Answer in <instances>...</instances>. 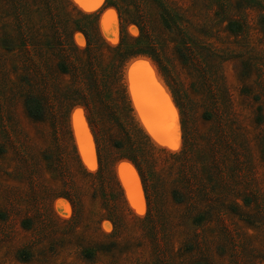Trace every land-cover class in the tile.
I'll return each mask as SVG.
<instances>
[{"label":"rangeland","instance_id":"374dc122","mask_svg":"<svg viewBox=\"0 0 264 264\" xmlns=\"http://www.w3.org/2000/svg\"><path fill=\"white\" fill-rule=\"evenodd\" d=\"M106 1L0 0V264H264V0Z\"/></svg>","mask_w":264,"mask_h":264},{"label":"trees","instance_id":"16d2710c","mask_svg":"<svg viewBox=\"0 0 264 264\" xmlns=\"http://www.w3.org/2000/svg\"><path fill=\"white\" fill-rule=\"evenodd\" d=\"M105 2L108 3V1H106V0H105ZM109 5L115 7V9L118 11V13H121V11H122L121 6H119L118 4L115 5L114 2L110 3ZM82 17L85 18L84 19L85 21H88L87 22V24H89V25H87L88 26V32L90 33V37H91V40H90L89 35H87V33L85 31H82L83 29H80L79 27L76 29V31L82 32L80 34H82L83 38H84V35L86 37L87 45H86V47L83 48V50L85 51L87 49V47L91 44L90 52L96 53L100 50L99 56L103 55L105 57L104 44L102 43L101 39L99 38L96 27H95V14L94 13L85 14ZM72 22L73 21L69 20L67 23H72ZM68 28L69 27H66L65 31L69 32ZM138 39H139V37H138ZM92 41H94V42H92ZM92 43H93V46H92ZM131 48H135L133 50V53H144V54H149L151 56H154L153 55L154 50L151 48L148 49V48L144 47V48L140 49L139 47H137V45H134V43L131 44L130 41H128V42L122 41L119 46L111 49L110 53H112V55L109 58V60H108L109 62L105 67L111 69V74L108 73V77L111 76L109 78L108 84H109L110 89L113 90V92H114V95L117 99L116 101H117L118 107L122 109V110H120V112L124 115L125 122L127 123V125H125L123 121H118L116 119H113V122H114L113 125L120 128L121 130H127L128 128H131L133 133L134 132L137 133V135L140 137V140H139L140 142L138 145V141H135V143H134V141H131V139H133L132 136L130 135L129 132H126L124 134V141L121 142L118 139V140L113 141V144L117 147V149H121V147L123 145H126L128 147V150L125 153H123L122 156L132 160L135 163V165L137 166L141 175H143V173H147L148 171H149V174L151 175L152 171L150 170L148 165L152 164L150 162V160L153 158V155L155 154V152L150 147V144L148 143L145 135L143 133H141L139 128L134 123L132 117L130 116V110H129V106L127 104V100L125 98V95L123 94L121 86L118 84L119 66L122 62L123 56L126 55ZM90 67H91V69L89 71V76L91 78L92 83L94 85L100 84L99 83L100 80H98V82H96V80H97L96 76H97V74H99V72L97 70H94L95 68L92 69L91 65H90ZM106 78H105V80H106ZM88 121L90 124V120H88ZM104 131H105V134L107 136L113 135L112 128L104 127ZM96 136L98 137V134L95 130V134L93 133V137H94L95 144L98 147V150L100 151V146H101V148H103V145L100 144V141L97 139ZM153 168H154V166H153ZM173 192L175 194L176 191H173ZM173 197H175V196L173 195Z\"/></svg>","mask_w":264,"mask_h":264},{"label":"water","instance_id":"95a60500","mask_svg":"<svg viewBox=\"0 0 264 264\" xmlns=\"http://www.w3.org/2000/svg\"><path fill=\"white\" fill-rule=\"evenodd\" d=\"M76 125V128L74 130L76 131L77 135V143H78V149H80V155L84 161H90L89 155L85 153V149L87 148V136L85 132L83 131V128L81 126L80 120L79 119H74V124L73 126Z\"/></svg>","mask_w":264,"mask_h":264}]
</instances>
